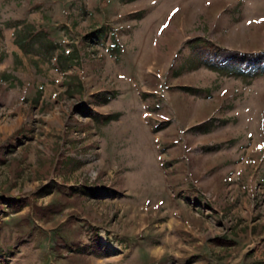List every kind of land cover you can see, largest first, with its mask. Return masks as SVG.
I'll return each mask as SVG.
<instances>
[{"label":"rangeland","instance_id":"rangeland-1","mask_svg":"<svg viewBox=\"0 0 264 264\" xmlns=\"http://www.w3.org/2000/svg\"><path fill=\"white\" fill-rule=\"evenodd\" d=\"M133 1L0 0V87H54L38 42L24 65L11 52L24 26L85 50L81 94L11 110L0 89V264H262L264 0H150L188 14L158 58L162 15L140 23Z\"/></svg>","mask_w":264,"mask_h":264},{"label":"crops","instance_id":"crops-1","mask_svg":"<svg viewBox=\"0 0 264 264\" xmlns=\"http://www.w3.org/2000/svg\"><path fill=\"white\" fill-rule=\"evenodd\" d=\"M230 1L231 0H210L208 8L204 9V11L206 12L208 9L210 11V9L212 7H215L217 4H219L222 6V7L220 6V10L217 11V14L219 15V13L225 11L227 7L232 6ZM137 3H138L139 7L137 9H133L132 11H130V13H138V15L135 18L138 19L140 23H142L146 19H148V21L151 22L150 18L156 13H158V14L161 13V15H162V17H161L162 20L158 24L155 25V34H154L155 43H154V48L152 49L153 50L152 56L154 58H158V56H159V40L161 39L162 35L165 34L169 29L172 28L175 20L181 19V21L185 22L187 17H188V14H187V12L183 11L182 7H180V5L178 3L175 6L177 8L175 13H172V11L175 10L173 7L168 8L167 10H162V12H160V10L156 11V7L150 2V0H137ZM233 7H235V6H233ZM82 12L84 14H89V12H87L86 10H84V11L82 10ZM179 12H180V14H178ZM234 14H236V13H234ZM215 15H216V11H215L214 16ZM230 16L231 15L227 16L228 19H230ZM34 17L35 16H33V18ZM234 20H235V22H239L236 17ZM184 22L181 23L182 29L184 27V24H183ZM215 25H216V22L214 20H212L209 28L210 29L214 28ZM65 26H66V28H64V29H67L68 31L72 30L71 26H69L67 24H65ZM33 30H35L34 32L43 30L45 33H47V31L44 28H41L38 26L37 27L35 26ZM33 30H32V32H33ZM159 30H161V31H159ZM93 37L94 38L96 37L97 39H101L100 37H97V36H93ZM200 37L201 36H197V38H200ZM31 38H32V36L28 40H30ZM193 38H196V37H193ZM33 39L35 40L33 42V44H36L38 41L35 38H33ZM189 39H192V38H187V39L185 38V41L187 42ZM50 40L51 41H49V42L52 43V39H50ZM114 40L117 41V42H115V41L113 42L114 46L111 49L108 47V49L111 50V53L113 55L115 53L119 54V52L122 49L120 47V44H119L120 43L119 39H114ZM16 45L17 46H13L11 48V50H12L11 52L17 56V62L19 61L21 63V65H24L23 59H26V57L30 54H28L26 52L27 51L26 48L24 49V48L20 47V45H18V43H16ZM38 45H39V42H38ZM38 51L40 53H44L49 58L50 72L52 73V76H53L52 80L54 83V87H51L49 85L47 86V85H42V84H36V85H31V86H24L21 89V92L12 85H10L9 88H8V86L0 87L1 93L6 94V96L8 95V98L11 99V104L9 106V108H11V110L12 109L14 110L16 108L15 105L18 104L19 102H22V101H25V104H29L30 107L31 106L42 107V105L47 104L46 103L47 101L54 103V104L59 103L60 100L58 99V97L62 93L64 96V93L75 95L74 94V92H75L77 95V94H81L83 92L84 83H83L81 71H79V67L82 64V59H83V54H84L83 52L85 51L84 48L80 49V47L77 48L76 46H73L71 48V50L65 49L64 52L59 51L58 49H55V50L49 49L48 51H44L42 49V50H38ZM122 51H124V49H122ZM71 53H73L74 55L71 56ZM71 63H73V64H71ZM77 65H79V66L77 67ZM13 66L16 68L17 65H13ZM7 71H9V70H7ZM7 77H10V76H8V75L4 76L3 80L8 81L11 79V78H7ZM67 77H69V79H67ZM219 91L220 92L222 91L223 93H225L223 100L226 99L228 97V95L230 94L228 91H226L223 88ZM43 108H45V107H43ZM61 111L66 112V109H64V110L61 109ZM48 112L50 114L52 111L49 110ZM107 115H108V113H103V116H107ZM68 116H70V115H68ZM163 117H165V119L168 120L166 115H164ZM189 120L184 122L186 125H184V123H183L185 130H187L190 127V125L194 122L195 117L193 116ZM55 122L57 123L56 120H55ZM15 124H16L15 128H12L11 130H8L7 127L4 129L7 131V133H9V132L11 133L13 130L15 132L19 128L20 123H19V121H16ZM158 138L161 141V136H158ZM171 143H174V142L171 141ZM261 153H262V157H264V152H261ZM0 154H1V152H0ZM251 154L250 155L253 156V154H260V153H259L258 149L255 147L254 150H251ZM162 156L164 157L165 161L168 159L164 153H162ZM246 157L250 158L249 155H247ZM182 158H184L186 160L185 163L188 164L189 159L187 158V156L185 154H182ZM0 189H3L1 184H0ZM11 190L13 191L14 188H12ZM244 192L245 191H243L242 193H244ZM0 193H4V192L0 191ZM1 197H3V196H1ZM193 202H195V201L193 200ZM174 206H176V208L174 209V213L177 216V218L182 217V215H183L182 210L178 207L177 201L174 203ZM218 215L220 217H222L223 212H219ZM187 226L189 228H191V224L189 225V223H187ZM192 232H193V230H192ZM249 232H252L251 228H250ZM261 238H264V231H263V235H261ZM260 249H261L260 251L256 250L254 252L253 256L255 259H258L260 262H262V264H264V241L262 242Z\"/></svg>","mask_w":264,"mask_h":264},{"label":"trees","instance_id":"trees-1","mask_svg":"<svg viewBox=\"0 0 264 264\" xmlns=\"http://www.w3.org/2000/svg\"><path fill=\"white\" fill-rule=\"evenodd\" d=\"M125 1H132V0H125ZM26 30V31H25ZM29 27L28 26H24L23 28V32L20 33L18 32L17 34V40L16 43H18V45H20V47L22 48H26V50H29L30 47H32L34 44L33 42L35 41L33 38H35L38 42H39V48L38 50H44V51H48V49H52L53 45L52 43H50L48 40H46V34L44 32H39L35 35H32V33H29ZM102 32V28L101 30H95L93 35H98L100 36V33ZM32 36V38L30 40H28L30 37ZM49 47V48H48ZM74 54L71 53V56H73ZM110 118H108V120H110Z\"/></svg>","mask_w":264,"mask_h":264}]
</instances>
